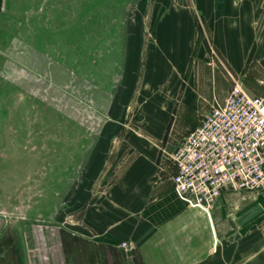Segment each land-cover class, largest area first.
Returning <instances> with one entry per match:
<instances>
[{
	"label": "rangeland",
	"instance_id": "374dc122",
	"mask_svg": "<svg viewBox=\"0 0 264 264\" xmlns=\"http://www.w3.org/2000/svg\"><path fill=\"white\" fill-rule=\"evenodd\" d=\"M208 7L206 0L1 2L0 264H105L76 238L62 244L110 162L86 155L117 152L122 166L106 184L135 183L143 158L132 140L168 131L173 117L162 127L161 105L186 104L198 124L218 102H196L189 86L199 53L221 65L214 26L199 16ZM155 147L158 160L167 158ZM262 211L245 248L256 243L264 253Z\"/></svg>",
	"mask_w": 264,
	"mask_h": 264
},
{
	"label": "crops",
	"instance_id": "0c3cea01",
	"mask_svg": "<svg viewBox=\"0 0 264 264\" xmlns=\"http://www.w3.org/2000/svg\"><path fill=\"white\" fill-rule=\"evenodd\" d=\"M206 1L209 7L199 16L214 26L223 68L213 61H202L204 56L199 53L189 66L191 97L196 102L204 97L208 104L214 99L222 103L231 89L226 69L252 98L264 99V0H254L253 9L240 8V0ZM8 16L13 20L14 15ZM0 17H5L3 12ZM159 108L157 119L165 117L162 127L173 117L168 131L158 138L132 140L134 155L143 158L139 181L133 183L135 178H127L126 185L108 186L107 180L122 166L121 159L115 151L105 154L104 159L100 149L92 154L94 162L99 157L104 165L110 162L98 189L84 204L75 230L63 232V246L67 239L76 238L93 249L94 261L102 258L105 264H264V253L256 243L245 248L246 241H255L247 235L262 217L264 194L223 192L209 218L189 209L173 191V168L166 158L158 160L160 149L155 145L172 155L199 123L188 115L186 104L177 110L176 105ZM110 140L105 138L106 146ZM236 197L240 200H232ZM254 211L258 215L244 222L243 218ZM121 243L129 244L130 250H120Z\"/></svg>",
	"mask_w": 264,
	"mask_h": 264
},
{
	"label": "built area",
	"instance_id": "2783aa9c",
	"mask_svg": "<svg viewBox=\"0 0 264 264\" xmlns=\"http://www.w3.org/2000/svg\"><path fill=\"white\" fill-rule=\"evenodd\" d=\"M231 81L226 99L166 158L176 196L208 218L223 192L264 194V99L252 98L233 76ZM119 249L127 252L130 245Z\"/></svg>",
	"mask_w": 264,
	"mask_h": 264
},
{
	"label": "water",
	"instance_id": "95a60500",
	"mask_svg": "<svg viewBox=\"0 0 264 264\" xmlns=\"http://www.w3.org/2000/svg\"><path fill=\"white\" fill-rule=\"evenodd\" d=\"M0 12H2V9H0ZM93 142V141H92ZM94 144V143H93ZM93 148H94V145H93ZM94 149L91 150V152H89L86 156L87 158H90L92 156L93 153H95ZM258 215V211H254V212H251L250 214H248L245 218H243V221L244 222H247L251 219H253L254 217H256Z\"/></svg>",
	"mask_w": 264,
	"mask_h": 264
}]
</instances>
